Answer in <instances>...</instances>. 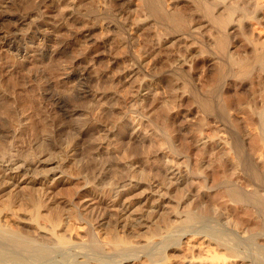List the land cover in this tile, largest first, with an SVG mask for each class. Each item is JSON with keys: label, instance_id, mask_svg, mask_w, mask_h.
<instances>
[{"label": "rangeland", "instance_id": "obj_1", "mask_svg": "<svg viewBox=\"0 0 264 264\" xmlns=\"http://www.w3.org/2000/svg\"><path fill=\"white\" fill-rule=\"evenodd\" d=\"M5 1L0 0V162L11 160V158H17L20 161H32V159L40 158L41 154L47 161L48 159L49 161H55L62 157L61 154L66 149L75 148L78 149L77 162L75 161L72 165L70 164L65 168L66 176L76 177L80 174L82 176L88 175L86 177L90 179L91 176L94 178V176L101 175V180H99V176L94 179L91 177L93 181L98 182V187H91L89 191H93L96 197L100 194L99 197L101 198L102 196L105 199L103 201L107 200V194L113 188V185L115 187V185L117 186V184L125 180L138 181L137 185L136 182H133L126 188L125 194H127L123 198V200L128 199L133 205L140 199L142 190H145V186L141 182L143 184L148 183L153 179L164 176L162 168L166 164V161L178 163L182 165V170L186 171L187 178H185L187 182L178 191L168 195L169 205L178 206L179 201L181 202L182 199L185 201L183 206L188 205L191 202L188 198L192 200L195 198L199 207L202 205L201 208L197 209L198 213L206 216L210 226L222 229V226H220L222 225L221 188L224 179L223 172H221L222 165H220L222 163V153L219 150L218 141L220 140L219 136L221 138L224 131L223 128L219 127V123L216 122L220 121L226 97L230 98L233 103L238 104L241 102L244 106L242 107L245 108L244 111L247 113L248 102L257 99L259 101L261 96H264V82H260L257 77L247 78L248 81L246 77H244L246 79H243L244 81L240 78L237 80L235 76L238 73V69L232 63L230 64V60L228 63L229 57L226 58L229 50H231L230 52L234 51L233 54L236 58L241 56L253 58L246 36L238 31L228 38L230 39L228 41L231 42L228 43L229 50L218 51L215 43L219 40L222 30L219 26L214 23L212 24L210 19L206 18V15L204 16L205 13L196 7V2H200V0H177L180 11L189 20L190 17L191 19L195 18L194 20L199 23V27L203 26L201 24L210 22L207 28L201 29V34H193L187 40L183 39L181 41L176 37L177 33L172 31L173 29L171 30L168 23L166 24L164 20L160 18L158 20V18L153 17L150 10L142 3L144 2L143 0H123L120 2H115V0H79L78 6L80 7L76 9L74 14L75 19L73 18L70 21L65 20L64 12L67 5L61 4L64 0H11L12 5L4 9L3 5ZM194 1L196 2L194 3ZM232 1L240 7L247 8L249 6L251 9L248 8V10L251 13L254 12L253 0ZM44 2H48L50 9L44 8L43 10L40 4ZM168 2L172 1L168 0ZM168 2L165 1L164 4ZM51 8L54 10H51ZM29 15L31 16L30 20L21 25L19 22L23 19L21 17ZM44 15L50 16L51 19L49 18L47 21L52 23L51 26L45 25L46 19L43 20ZM257 22L252 21V24L256 27V31L264 34V21H259L258 24ZM46 30L52 36L49 42L48 40L42 41V37L40 36ZM2 43H19L23 47L27 44L33 46L38 43H55L54 45L50 44V46L57 47L58 49L66 46V49L63 48L64 51L61 49L60 53L52 61L39 60L37 62L33 61L30 64H23L11 55H8L5 48H1ZM143 52L147 57V62L152 60L149 63L151 67L148 69L151 71H146L145 68L138 78L140 81L144 80L155 90H153L154 95L151 98L152 100L148 102L146 109L142 113L145 115L142 118H146L144 120L145 123L136 129L138 131L135 130L136 134H133L135 136L132 135L133 131H131L127 134L126 138L114 143L111 152L106 150L104 152H97L96 149L101 142L98 129L100 130L102 125L115 124L122 117L133 119L136 115L129 103L134 85L129 84L131 79H127L128 77H123L121 81V77L118 76L121 75L124 69L131 68L130 66L134 64L136 65L138 57L144 55ZM31 55L32 53L29 54V56ZM153 58L155 59L153 60ZM184 59L190 61L189 65L191 66L184 67L183 70L178 69L181 60ZM153 62L154 64L157 62L156 65L152 64ZM221 66L227 67L230 71L235 70L236 74L232 71V74L234 72L233 76L231 75L232 77L230 76V79H227L226 74H220ZM85 68L88 71L87 76L89 77L85 76L81 80H70V85L68 86L77 84L78 87L83 88V91L90 92L91 95L96 94L97 96L98 94V96L96 98L89 96L84 99L76 96L71 91H66L67 94L63 92L60 95L62 99L61 104H56L54 91L61 89L57 81L61 80L62 77L65 78L68 74L77 76ZM153 74L155 76H152ZM218 76L220 79L218 80V84H216L215 81ZM139 79L136 81L137 84L140 83ZM119 81L121 82L119 83ZM242 82L245 85L241 84ZM227 84L232 86L233 89L231 88L230 92L222 95V89ZM57 85H59V88ZM107 92L108 94H106ZM260 93L262 94L261 96ZM116 100L119 101L117 102ZM262 100H264L263 97ZM122 101L128 103V105H125ZM204 102L210 104L212 113L208 112L204 107ZM115 104L118 106L116 107ZM57 105L59 107L63 106L66 111H76L77 114L64 118L60 113L57 114L55 110L58 107ZM101 105H104V107ZM111 105L115 107V110H108L107 113L106 110ZM120 106L122 109L119 108ZM131 109L133 113L129 112ZM124 110L127 111L125 112ZM127 112L129 113L127 114ZM132 114L135 115L133 116ZM241 114L239 115L241 131L235 124L231 128L232 135L235 138L238 137L236 136L237 134L241 136L245 131L248 132L251 129L249 128L251 126L246 122L247 114ZM84 129H86L85 132L83 131ZM219 129L222 130L219 131ZM205 134L206 136L209 134V138L213 137V139L210 138L212 144L208 143L206 144L207 146H202L200 138ZM215 137L218 139L216 140ZM209 165L210 172L208 168L207 170L205 169ZM132 169L133 171L135 169L140 171L138 172L139 174H135ZM198 173L201 175L200 177ZM207 175L211 176L208 177ZM92 179H90L91 182H93ZM75 184L65 187H55L56 189H53L52 196L55 200H73L78 186ZM211 186L214 189L211 188L212 190H209ZM217 186L218 188H216ZM7 192L0 193V211H5L4 208L10 204ZM77 201L79 200H74V202ZM22 203L26 202L22 201ZM14 206L18 207L16 201H14ZM24 208L27 212L31 209L26 205ZM91 208L85 209L88 213L82 209L81 212H84L83 215L85 214L84 218H90L89 211ZM19 213L18 219L10 216V219H14H11L13 228L17 227L18 230L24 229L23 232L26 230V232L31 231L33 237L35 235L37 237L38 235L44 241L43 237H45V234L42 233L43 230L41 233L38 232L36 234L32 232L33 230L30 226L28 227L24 223H21L24 221L30 223L32 221H30V214ZM44 213V216H46L45 221L41 222L42 227L49 229L50 223L46 220L49 215L46 212ZM72 216L65 221L68 225L66 226L70 228L69 231L71 233L73 232L72 235L74 237L85 238L86 223L79 221L78 216ZM22 218H25V220L23 221ZM110 222V225L108 223L105 226H99L94 221L92 226L94 225L96 237L101 239L100 241L102 242L107 239V242H104V244H108L109 239L113 235L126 237V239L130 238L129 241L136 250L133 255L137 253L138 247L140 252L138 251L139 254L137 253V255L140 256L141 253L144 256L139 245L144 244L145 241L146 243L149 241L152 244H158L163 240L161 235L159 237L156 233H152L151 229H141V227L129 228L127 226L124 230L116 222V219L113 218ZM127 222H129L130 226L135 223L132 220H128ZM149 231L150 234H148ZM186 241L185 239L184 242ZM196 241L193 240L188 244L192 243L191 245L201 246L200 241ZM136 245L138 246L135 247ZM185 246L184 244L182 245V247ZM107 247H104L105 251L111 255L112 252ZM205 250L213 251V247H207ZM100 251L102 253V249ZM105 251H103V254ZM188 251H184V254L182 253L180 257L175 256L173 262H168V264H182L184 259H189L191 255H194L195 258H201L202 255L205 256L206 254V252L204 254L203 251L201 252L198 249L195 250L194 254ZM133 255L130 258L131 260L123 261L124 263L122 264L147 263L143 256H141L142 258H137V255L136 257H133Z\"/></svg>", "mask_w": 264, "mask_h": 264}, {"label": "bare ground", "instance_id": "obj_2", "mask_svg": "<svg viewBox=\"0 0 264 264\" xmlns=\"http://www.w3.org/2000/svg\"><path fill=\"white\" fill-rule=\"evenodd\" d=\"M6 1L3 5L4 9H7L12 5L11 0ZM120 1L123 0H115V2ZM143 1L144 2L142 3H144V5L150 10V13L153 15V17L158 18V20L160 18L164 20L166 24L168 23L171 30L173 29L172 31H175L177 33L176 37L179 38L180 41L183 39L187 40V38L193 34H201V29L207 28L210 25V22H212V24L214 23L222 30L221 33L219 32L221 34L219 40H217V42L215 43V46H217L216 49L222 52L226 49L229 50L228 43L230 41L228 40L230 39L228 38H230L231 35L233 36V34L237 33L238 31L243 33L246 36V40L248 41L249 47L252 50L253 58L251 59L250 56H241L236 58L233 54L234 51L230 52L231 50H229L228 52L226 51L228 55L227 57L225 55L224 56L226 58L229 57L228 63L230 60V64L232 63L237 67L238 73L235 76L237 80H239V78L243 80L244 77H246V79L257 77L260 82H264V34L258 33L256 31V27H254L255 25L252 24L253 20L255 22L264 21V0H253L254 12L252 13L250 10H248V8L251 9V7H240L238 6V4H234L233 1L231 2V0H200V2L194 1V3L196 2L197 4L196 7H198L205 13L204 16L206 15V18L208 17V19H210V22H208L207 24H201L203 25L202 27L198 26L199 23L194 20L195 18L191 19L190 17L189 20V18H187V16L180 11L177 0H170L172 2H168V0ZM165 1H167L168 3L164 4ZM62 2L61 4L67 5V8L64 12V16L66 17L65 20L70 21L74 18L76 9H78L77 7H80L78 6L79 0H64ZM41 5L43 10L44 8L50 9L48 2L41 3L40 6ZM43 10H41V12H43ZM51 10L54 9L51 8ZM21 18H23L21 19L23 23L21 22V20L19 22L22 25L26 21L30 20L31 16L29 15ZM43 18V20L46 19L44 22L45 25L51 26L52 23H50V21H47L49 20L50 16L44 15ZM40 36L42 37V41L48 40L49 42L52 38V36L47 33V30ZM192 37L193 39H195L194 36ZM170 38L173 39L172 37ZM50 44L51 43H38L37 45L33 46H29L27 44L23 47L19 43H2L1 48H5L6 53L17 59L19 62L23 64H30L33 61L37 62L39 60L52 61L53 58H55L60 53L61 49H66V46L58 49L57 47L55 48L53 46H50ZM64 49L62 51H64ZM30 53H32L31 56H29ZM146 55H148V53H146ZM154 59L155 58H153V60ZM150 62H147V57L144 53L143 56L141 55L138 57L136 65L131 64V68L124 69L123 71L121 70L123 73L121 72V75L118 76L121 77V81L123 77H128L127 79H131L129 84L134 85L132 95H130L131 101H129V103L132 109L135 111L134 113L136 115L134 114L135 117L133 119L130 117H122L117 120L115 124H106V126L102 125L100 130L98 129L99 136L101 137V142L100 144H98V147L96 149L97 152H104V150L111 152V150H113L112 146L114 143L126 138L127 134L131 131H133L132 135L136 134L135 132L138 131L136 129L144 125V120L146 118H142L143 116H145L142 113L146 109V105H148V102L152 100L151 98L154 95V89L144 80L140 81L138 77H140V74L144 72L145 68L146 71H151L148 70L151 67V64H149ZM189 62L190 61H187L185 59L181 60V63L179 64L180 67L177 66L179 67L178 69L183 70L184 67H190L191 65H189ZM156 63L154 64L153 62L152 64L156 65ZM232 71L235 72V70ZM232 71L228 70L227 67H222L220 74H226L227 79H230L229 77L231 75L233 76L234 74V72L233 74L231 73ZM87 75L88 71L85 68L80 73H78L77 76L68 74L67 76H65V78L62 77L63 79L61 78V80L57 81L59 82L61 89H56L57 91H54L56 104H61L62 99L60 95L63 92L64 94H67L66 91H71L76 96L82 97L84 99L89 96L96 98L98 94L97 96L96 94L91 95L90 92L87 93L83 91V88L81 89L77 86V84L70 87L68 86L70 85V80H81ZM152 76L155 75L153 74ZM137 79H139L140 81V83L138 84L136 83ZM219 79V76L216 77V84H218ZM121 81H119V83ZM241 84L245 85L243 82ZM59 85H57L58 88ZM231 88L232 86H229V84L225 85V87H223L222 89L221 94L223 95L230 92ZM106 94H108V92ZM261 95L262 94L260 93V96ZM118 96L120 95L118 94ZM262 97L264 98V96H261V99ZM261 99H259V101H257V99L248 102V112L246 113L244 111L245 108H243L244 106L241 102H239L238 105L236 103H233L230 98L226 97V101H223L225 107L223 106L224 110L222 115H220V121L216 122L219 123V127L223 128L224 131L222 137L220 138L219 136L220 140L218 141L219 150L222 153V163L220 165H222L221 172H223L224 179L221 188L222 225L220 226H222V229L215 226L213 227L212 225L210 226V223L207 220L206 216L198 213L197 209L201 208L202 205L201 207H199V204L196 203L195 198L194 200L188 198L189 201L191 200L190 204L188 205L183 206L185 201H183L182 198V201H179L178 206L169 205L170 201H168V195L172 192L178 191L179 188L185 182H187L186 171L184 172V170H182L183 167L181 164L166 161V164L162 168L164 176L161 175L162 177L153 179L148 183L143 184L141 182V184L145 186V190H142L143 192H141L140 194V199L138 198L139 200L135 205H133L132 202L130 203L128 199L123 200L124 196L127 194H125L126 188L133 182H136L132 180H125L123 182H120L119 184H117V186L115 185V187L113 185V188H109L110 191L107 194V200L103 201L104 198H102V196L100 198L99 193V195H97L96 197L94 196L95 194L93 191H89L91 187H98V182L95 180L94 182L93 179L99 176V180H101V175H97L96 177L94 176V178L91 176L93 179L91 177L90 179H92L93 182H91L89 177H86L88 175L82 176L79 174V176L76 177L66 176L65 168H67V166H69L70 164L72 165V163L76 161L78 155V149H70L68 147L69 149H66L65 151L62 149L64 151H62V157L58 158V160L55 161H49V159L47 161V159H45L41 154L40 158H37L35 160L32 159V161H20L15 157L16 159L11 158V160H4L0 162V193L8 191L6 194L9 195L7 197H9L8 200L10 201V204H8L6 208H4L5 211H0V264H122L124 263L123 261L132 258L133 253L136 251L135 248H133L134 246L129 241L130 238L126 239V237L123 238L122 236L120 237L117 235H113L111 239H109L108 244H104V242H107V239L104 242L100 241L101 239H98V237H96V234L94 233V225L92 226V224H94V221L99 226H105V224L107 225L108 223L110 225V220H112L113 218L116 219V222H118L119 225L124 228V230L127 226H129V228L141 227V229H151V232L156 233L157 235H159V237L161 235L163 240L162 238H160L162 241H160L158 244H152L147 239L148 243H146L145 241L144 244L142 243L143 245H139L140 250L143 252L144 256L141 255V253L140 256L137 255L139 248L137 247L138 245L135 246L137 247V253L134 254L135 256L133 255V257H136V255L138 256L137 258L143 256L145 258V261L147 262L146 264H168V262L172 263L175 256L180 257V255L186 250H189L194 254L195 250L198 249L202 252L210 246L213 247V251H203L204 254L205 252L206 254L205 256L202 255L201 258H195L194 255H191L189 259L186 260L183 258L184 262H182V264H264V100L261 101ZM116 101L118 102L119 100ZM124 104L128 105V103ZM102 107H104V105ZM204 107L208 110V112H211L212 108L210 107V104L204 102ZM119 108H121V106ZM123 108L125 109V107ZM126 108L128 109V107ZM112 109L115 110V107L113 105L109 106L107 110L105 108L107 113L108 110ZM132 109L131 111H129L130 113L132 112ZM55 110L57 114L60 113V115L64 118L77 114L76 111L70 112L64 110L63 106H58ZM129 112H127V114ZM241 113H245V115L247 114L246 122L251 126L249 127L251 129L248 132L245 131V133L241 136L237 134L236 136L238 137L235 138L234 135H232L231 128H233V124H235L239 130L242 129L240 128L241 121L239 116ZM236 127H234V129H236ZM85 130L86 129H84L83 131L85 132ZM221 130L222 129H219V131ZM208 136H206V134L201 136L200 143L203 144L202 146L211 143V139H213V137H210V139ZM215 138L216 140L218 139L217 137ZM221 156L218 158L219 160ZM209 167L210 165L208 167H205V169L207 170L208 168L210 172ZM133 172L138 175V172L140 171H137L135 169ZM200 176L201 175L199 174V177ZM137 182L136 185L138 184ZM74 183H76L78 186L75 194L76 196L73 197V200L68 199L69 201H65L54 199L52 193L55 187H65ZM211 188L212 186L209 187V190ZM216 188H218V186ZM91 192L93 193L91 194ZM75 199L79 201L74 202ZM14 201H16L18 207L14 206ZM22 201H25L27 204L22 203ZM25 205L31 208L30 211H26V209L24 208ZM90 207H92L89 211L91 215L90 218H84L85 214L83 215L84 212H81L82 209L85 211V209H89ZM19 212L30 214V221H32L30 223L28 221L25 222V218H22L24 222L21 223H24V225L28 227L30 226L33 230L32 232L36 234L38 232L41 233V231L43 230L42 233L45 234V237H43L44 241L42 240V238H39L38 235L37 237H35L36 235L33 237L31 231H28V233L26 232L27 230L23 232L24 229L18 230L17 227L13 228V225L11 224L12 218L10 219V216H14L16 219H18L20 216L18 215ZM44 212L49 215L48 218H46L48 223H50L49 229H44V227H42L41 222L45 221L46 216H44ZM72 215H75L76 217L78 216L79 221L86 223L87 229L85 238L82 239V237H74L72 235L73 232L71 233V231H69L70 228L67 227L68 225L65 221H67V219H69V217H71ZM128 220L135 221V223L133 224L131 222L133 225L130 226L129 222H127ZM148 234H150V231ZM185 239L187 240L186 242H184ZM193 240L200 241L201 246L191 245L192 243L188 244ZM183 244L184 246H186L182 247ZM104 247L110 249V251L112 252L111 255L106 253ZM101 249L102 253L100 251ZM103 251H105L104 254ZM209 252H211L212 254H209Z\"/></svg>", "mask_w": 264, "mask_h": 264}]
</instances>
